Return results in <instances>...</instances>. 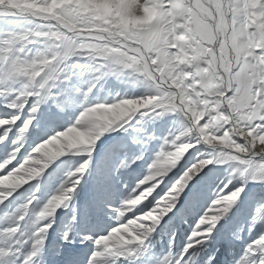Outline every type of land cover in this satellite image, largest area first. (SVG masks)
I'll use <instances>...</instances> for the list:
<instances>
[{"label":"clouds","instance_id":"obj_1","mask_svg":"<svg viewBox=\"0 0 264 264\" xmlns=\"http://www.w3.org/2000/svg\"><path fill=\"white\" fill-rule=\"evenodd\" d=\"M146 4L150 9L147 15ZM38 5L37 11L24 18L26 23L16 25L21 35L0 40V52L18 61L30 80L54 77L57 87L71 89L76 100L71 108L80 111L75 123L41 140L22 163L0 176V189L16 191L63 157L91 154L111 129L143 117L179 113L182 130L176 140L181 142L174 140L171 151L157 154L147 174L123 201L119 214L128 215L144 206L199 146L211 148L213 159L190 163L164 197L101 242L130 243L128 236L139 240L136 233L158 226L174 207L169 202H178L187 185L216 157L221 160L230 155L225 149L241 150L234 136L249 141L251 133L243 131L236 119L243 118L246 93L238 91L230 97L228 92L234 84L253 76L264 85V0H192L185 12H174L164 0H139L135 15L144 17L141 22L121 15L119 0H38ZM129 84L142 85L143 89L137 94L127 88ZM52 105L55 107L56 101ZM6 124L14 126L15 120H0V128ZM29 129L20 130L14 140L20 146L0 164V171L25 147ZM10 131L8 128L0 136V143ZM260 143L264 144V136ZM259 151L264 153V147ZM145 184L151 187L136 194ZM67 191L59 190L42 205L33 196L37 202L30 209L36 217L32 228L67 206ZM9 195L11 192L0 191V197ZM23 210L27 214L29 208ZM15 231L5 230L0 235V253L8 257L5 264H37L33 254L38 233L26 239L24 231L18 236ZM29 240L34 242L32 248H28Z\"/></svg>","mask_w":264,"mask_h":264},{"label":"snow or ice","instance_id":"obj_2","mask_svg":"<svg viewBox=\"0 0 264 264\" xmlns=\"http://www.w3.org/2000/svg\"><path fill=\"white\" fill-rule=\"evenodd\" d=\"M191 3L192 0H177V2L169 7L174 12H185L187 8L191 7ZM31 15L32 12H19L16 9H5L0 6V28L5 29V31L0 32V40H8L9 38L21 35L16 30L15 25L20 20ZM23 72L24 69L18 61L12 57L6 58L4 53L0 52V120H15L14 126L6 124L4 128H0V136H4L5 130L11 128V131L7 134L8 138L3 143H0V164H3L14 154V148L20 146L19 143H14V140L20 134L21 129H29L30 124L29 136L33 134L38 136V139L32 141L30 145H25L20 153L16 154V159L0 171V176L10 173L12 169L22 163L28 156L29 147H35L41 140L46 139L56 131L64 130L69 125L75 123L76 120L75 117V119L69 121L67 124H61L57 120V117L76 103L71 89L57 87V81L54 77L49 80L37 79L32 81L28 76L23 75ZM157 82L159 81L157 80ZM148 84L152 86L151 80H148ZM238 91L246 93V105L242 111L243 118L238 116L236 119L239 120L243 131L251 133L249 141H252V143H249V141L244 140L240 136H234L233 139L241 146V150L233 151L232 149H225L224 151L230 155L216 161L217 163L225 164L236 162L234 166L230 165L232 168L230 176L223 179L211 177L209 173L213 172L214 169L211 167L205 168L207 171L204 169L195 180L187 185L186 190H183L182 195L178 197V202L176 199L169 202L174 207L163 218V221L158 226L150 225L152 230L146 228L137 232L136 235L140 237L139 240L128 236L127 240L131 241L130 243L116 244L110 239L109 242L103 243L101 239L109 238L110 233L118 228V226L126 224L138 213L152 207L160 198L164 197L165 193L172 188L184 169L189 166L188 157L193 156L195 152H199L200 148L190 152L188 157H185V162L182 166L169 175L164 183L156 189L149 201L141 208H138L136 212L121 216L119 213L123 202L117 203L115 207H111V197L105 194L95 206L90 208V211L94 212L95 207H104L105 209L111 207V211L104 216V219L107 220L106 225H100L98 231H93L90 234L82 232L77 227L79 223L77 215H72L69 226L60 232L57 238V244L59 245L57 251L64 258V264H196L197 254L212 248L217 240L231 241L235 244L239 233L230 227L235 211L243 204L246 198L253 197L251 192L252 182H259L264 185V153L259 151V147H264V144L260 143V137L264 136V85L257 82L253 76L251 80L245 78L239 83L234 84L233 91L228 92V96L231 97L234 92ZM53 101H56L55 108H52ZM44 105H48L47 110L42 107ZM176 114L180 115L179 113ZM32 117H35V119L33 120ZM45 124L50 125V128H46ZM228 127H231V125H228ZM179 134L163 138L158 154L171 151L173 147L172 141L175 140L177 143H180L181 141L176 140ZM153 138L148 137L147 142H150ZM20 142L23 143V140ZM245 150L247 154H244ZM199 159H205L204 155L201 154L196 160ZM136 160H143V156L137 154L135 160L131 161V163L135 164ZM85 161L87 160L80 162L77 168L80 170L77 171L76 169L75 172H72L60 187V190H69L66 193L70 197L67 204L77 194L80 180L83 179L81 174L90 167L89 162L85 163ZM213 164L214 162L210 165ZM55 167L56 165H52V168L49 167L47 170L51 173ZM120 167H128V162L126 160L122 161ZM145 175L141 173L136 178V182L132 185H126L125 190L127 194L124 200L128 197L131 189ZM148 187H151V185H143L136 194H139V191H143L144 188ZM22 188L18 190H22ZM18 190L0 189V191L11 192V195L7 198L0 197V206L10 203V198H14V194H19ZM33 196L20 204L14 212H10L4 216V219L10 221V223L6 227L0 228V235H3L5 230L8 233L16 230L15 236L20 234L23 221L30 215L31 207L36 205L37 200H34ZM172 196L175 197L176 193L173 192ZM30 200L32 201V205L28 206V201ZM25 207L29 208L27 214L23 210ZM210 208L217 209L218 211L209 212ZM258 212L264 214V203L259 204ZM109 216L111 219H108ZM54 217L55 219L49 218L34 223L32 235L38 233L36 236L37 251L33 254L34 261H37V258L44 250L45 240L47 239L49 244L51 243L49 230L54 233L60 227L59 217L56 214ZM184 219L188 220L191 227L189 228L190 236L188 242L182 252H169L167 255L157 256L153 251V234L166 231L171 235L176 221H183ZM35 220L36 217L33 222ZM15 236L12 238L14 239ZM41 237L44 239L40 240ZM81 243L85 246L91 245L88 253H84L82 249L80 251L76 250L80 248ZM33 244V241L30 244L28 243V248H32ZM40 245H42V250L40 249ZM235 255L234 264H264V235L248 241L243 246V251ZM81 256H83V259H81ZM7 259V256L0 253V264H5ZM215 260V256L209 255L205 264H215Z\"/></svg>","mask_w":264,"mask_h":264},{"label":"rangeland","instance_id":"obj_3","mask_svg":"<svg viewBox=\"0 0 264 264\" xmlns=\"http://www.w3.org/2000/svg\"><path fill=\"white\" fill-rule=\"evenodd\" d=\"M3 1L24 11L35 12L39 9L38 0H0V3ZM97 2H100V0H97ZM175 2V0H164L167 6ZM138 3L139 0H119V11L121 15L129 20L141 22L144 17L135 15V9ZM149 10V5H144L145 15L148 14ZM23 23H26L24 19L17 22L16 25ZM16 25L15 28L18 30ZM3 31L5 29L0 28V32ZM127 88L133 89L139 94L143 86L129 84ZM42 107L45 110L48 109V105ZM52 108L55 107L52 105ZM79 111V108H68L57 117V120L61 124H67L69 121L75 119ZM181 126L180 116L176 113H168L163 118H139L131 124L107 131L97 142L91 154L81 153L79 155H69L57 160L53 164L56 167L51 173L46 170L42 176L34 179L32 184L23 186L24 196L15 197L16 194H14L15 198H12L10 203H6L0 207V228L6 227L10 223V221L4 219V216L10 212H14L20 204L26 202L33 195L38 198L41 205L46 203L52 195L59 192L61 185L72 172L76 171L80 162L87 160L90 167L81 174L83 179L80 180L77 194L66 207L62 206L58 209L56 216L61 217L59 218L60 227L54 233L49 230L51 243L49 244V241L47 239L45 240V248L37 258V264H64V258L57 251L59 248L57 238L60 232L69 226L72 215H77L79 219L77 227L82 232L90 234L93 231H98L100 225H106L107 220L104 219V216L111 211V207H115L117 203L123 202L127 194L125 190L126 185H132L136 182V178L141 173L147 174L148 165L158 154L163 138L172 136L173 134H179ZM45 127L50 128V125L45 124ZM148 137L154 138L150 142H147ZM36 139H38L36 134L31 135L26 145H30ZM199 148V152H195L193 156L188 157L189 166L201 154L205 155V158L213 159L212 150L206 149L204 152L201 150L202 147L199 146ZM28 150L30 152L31 147ZM103 154L106 156L105 159L103 158ZM137 154L142 155L143 160H136L135 164H132L131 161L135 160ZM92 157L94 160L93 165L90 160ZM125 160L128 162V167H120L121 162ZM218 160L219 157L214 159V164L212 165L214 170L209 173V176L220 177L221 179L230 176L232 171L230 165L234 166L236 162L225 164L217 163L216 161ZM50 168H52V165ZM90 170V181H87L85 174L87 172L89 173ZM251 192L254 198L249 197L244 200L243 204L236 209L234 219L230 224V227L239 233L237 242L233 244L231 241L217 240L212 248L197 254L196 264H205L209 255L216 257L215 264H234L236 259L235 254L243 251V246L248 241L264 235V214L258 212L259 204L264 203V185L259 182H252ZM105 194L111 197V207L107 209L104 207H95L94 212L90 211V208L95 206ZM34 219L35 216L31 212L25 221H23L22 231L25 232L26 239L32 235V222ZM51 219H55V217ZM108 219H111V217L109 216ZM190 227L191 225L187 219L183 221L177 220L171 235L166 231L163 233H154L152 244L155 254L157 256H164L169 252H182L190 236ZM28 243H32V240H29ZM82 249H84L85 253H88L91 245L85 246L83 244Z\"/></svg>","mask_w":264,"mask_h":264},{"label":"bare ground","instance_id":"obj_4","mask_svg":"<svg viewBox=\"0 0 264 264\" xmlns=\"http://www.w3.org/2000/svg\"><path fill=\"white\" fill-rule=\"evenodd\" d=\"M176 2H177V0H175ZM0 4H2L3 6H7V5H10V4H8V2H5V1H3V2H1ZM11 6V5H10ZM200 147H202V151H204L205 152V150L206 149H210V150H212L211 148H209L208 146H206V145H201ZM105 154H103V158L105 159V157L106 156H104ZM205 156V155H204ZM90 160H91V164L93 165V162H94V160H93V157L92 158H90ZM208 167H211L212 168V165H209ZM90 172H91V170L89 171V173L87 172L85 175H86V177H85V179L87 180V181H90ZM219 172V171H218ZM35 190H37V188H35ZM20 191V190H19ZM18 191V192H19ZM24 194V189L23 190H21V192L16 196V197H19V196H24L23 194ZM12 198H10V200H11ZM1 207V206H0ZM69 207V206H68ZM66 210V209H65ZM82 248L80 247L79 249H76L77 251H80ZM83 250V252L85 253V251H84V249H82ZM87 250V249H86ZM81 259H83V256H81Z\"/></svg>","mask_w":264,"mask_h":264},{"label":"water","instance_id":"obj_5","mask_svg":"<svg viewBox=\"0 0 264 264\" xmlns=\"http://www.w3.org/2000/svg\"><path fill=\"white\" fill-rule=\"evenodd\" d=\"M0 6H2L3 8H5V9H16L17 11H19V12H29V11H24V10H20V9H18V8H15L14 6H10V5H7V6H3L2 4H0ZM21 191V190H20ZM23 194V193H22ZM17 195H15V197H16Z\"/></svg>","mask_w":264,"mask_h":264}]
</instances>
